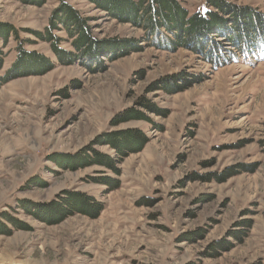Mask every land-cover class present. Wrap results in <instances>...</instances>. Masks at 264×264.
Wrapping results in <instances>:
<instances>
[{
    "label": "rangeland",
    "instance_id": "rangeland-1",
    "mask_svg": "<svg viewBox=\"0 0 264 264\" xmlns=\"http://www.w3.org/2000/svg\"><path fill=\"white\" fill-rule=\"evenodd\" d=\"M59 1L0 0V21L54 64L45 72L33 63L0 85V264H264V48L216 66L189 46H136L143 29L71 0L96 38L132 45L113 60L65 64L33 33L47 28ZM179 1L190 13L205 8ZM227 1L264 15V0ZM56 35L72 49L65 31ZM14 47L5 46L0 75ZM164 80L184 90L157 89ZM127 108L147 118L112 127ZM129 128L146 134L141 151L121 156L103 143L106 132ZM94 149L114 157L116 171L53 161L60 152L87 159ZM227 172L235 175L223 180ZM66 190L104 209L65 208L55 199Z\"/></svg>",
    "mask_w": 264,
    "mask_h": 264
},
{
    "label": "trees",
    "instance_id": "trees-1",
    "mask_svg": "<svg viewBox=\"0 0 264 264\" xmlns=\"http://www.w3.org/2000/svg\"><path fill=\"white\" fill-rule=\"evenodd\" d=\"M21 1L42 6L47 0ZM84 1L93 3L95 7L106 11L109 15L120 19L122 22L132 23L134 26L143 29L146 36L143 40L136 41L137 43L132 42L136 46H138V42L147 41L156 43L157 47L162 49L174 50L180 45L189 46L198 53L203 54L207 61L213 62L216 66L217 62L220 61L230 63L242 52L249 54V50L253 53L254 50L264 48V15L254 12L247 6L231 4L227 0H203L205 8L196 10L193 13H190L179 0ZM89 21L90 18L72 4L71 0H60L58 7L50 17L47 28L44 31H33V33L39 40L50 42L58 56L59 62L62 61L65 64L66 62L75 61L76 58L79 61L83 59L87 62L90 60L97 62L100 58L105 57L113 60V52L123 51L131 47L132 43L125 40H99L93 34ZM57 30L66 32L67 40L70 42L72 49L68 50L61 46L66 39L56 35ZM21 31L15 25L0 21V67L3 66L6 59L4 48L9 44L10 40L15 42L14 49L16 51V58L12 66L4 75H0V85L10 80L14 71L26 70L32 67L33 63H35L36 67L45 70V72L51 70L52 65H54L43 54L26 48V45L32 42L31 39H24L20 34ZM168 33H171L172 36ZM215 37L217 39L225 38L233 49L226 51L225 47L221 45L222 43L216 40ZM101 64L106 67L105 62H101ZM177 85L176 81L164 80L157 89L170 93L184 90L183 88H176L178 87ZM142 104L149 106L145 102ZM145 118L147 117L140 112L127 108L117 113L110 124L114 127L134 119ZM103 138V143L109 144L121 156L141 151L148 142L144 132L131 128L106 132ZM87 153V155H83L87 159H82L81 153L69 154L60 152L55 154L53 161L65 169L77 170L87 165L99 164L116 171V159L114 157L105 155L96 149L87 151ZM232 175L235 174L227 172L223 180ZM106 183L110 184V181L108 180ZM59 197L55 199V202H68L64 206L65 208H74L76 206L75 210L88 209L92 211L94 216H97L104 209L101 202L84 192L66 190ZM11 222L14 224L18 223L17 220L13 219ZM5 228L0 223V230H5Z\"/></svg>",
    "mask_w": 264,
    "mask_h": 264
}]
</instances>
